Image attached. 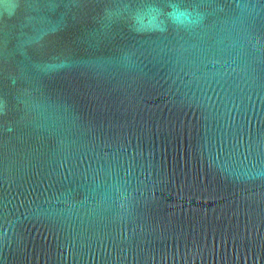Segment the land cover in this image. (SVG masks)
Here are the masks:
<instances>
[{
    "label": "water",
    "instance_id": "1",
    "mask_svg": "<svg viewBox=\"0 0 264 264\" xmlns=\"http://www.w3.org/2000/svg\"><path fill=\"white\" fill-rule=\"evenodd\" d=\"M0 264H264V0H0Z\"/></svg>",
    "mask_w": 264,
    "mask_h": 264
}]
</instances>
